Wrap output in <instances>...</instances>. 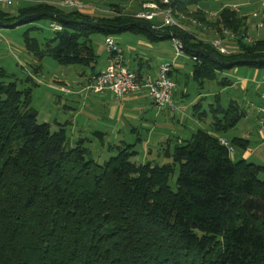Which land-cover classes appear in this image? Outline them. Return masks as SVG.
Here are the masks:
<instances>
[{
  "label": "trees",
  "instance_id": "1",
  "mask_svg": "<svg viewBox=\"0 0 264 264\" xmlns=\"http://www.w3.org/2000/svg\"><path fill=\"white\" fill-rule=\"evenodd\" d=\"M204 1L157 0L172 7L177 18L209 24L202 9L191 12ZM117 12L96 16L42 2L20 8L11 25L51 18L61 29L50 30L54 37L47 39V53L38 54L27 33L26 50L39 62L49 55L60 65L86 67L90 79L99 73L93 35L122 32L151 41L180 39L183 53L193 60L195 81H213L217 72L236 66L264 69V38L246 41L247 18L229 6L215 21L235 37H228L226 54L177 27L156 29L153 21ZM6 14L0 8V25L6 24ZM245 113L234 100L198 111L199 119L212 116V128L175 144L170 163H137L135 145L128 143L109 144L110 156L99 163L85 146L87 139L71 145L66 125L52 129L38 121L31 89L22 92L15 82L0 85V264H264V179L259 178L264 165L232 159L218 141Z\"/></svg>",
  "mask_w": 264,
  "mask_h": 264
},
{
  "label": "crops",
  "instance_id": "2",
  "mask_svg": "<svg viewBox=\"0 0 264 264\" xmlns=\"http://www.w3.org/2000/svg\"><path fill=\"white\" fill-rule=\"evenodd\" d=\"M23 3L24 6H20V8H25L27 6L42 2L23 0ZM246 5H248V2L246 3ZM225 6L227 5L221 6L220 10ZM228 6L231 8L236 7L235 9H238V14L247 18L248 35L252 34L253 36H255V32H257L258 37H255L260 38L259 29L256 28L257 25H255L252 33L250 32L251 29H249L253 23L252 17L258 14L254 11L251 13L249 11L242 13V11L238 8V6H236V4H233V6ZM0 8L4 10V7ZM125 8H128L127 5ZM262 9L264 10V7ZM204 12L207 13V16H209L210 13H216L207 11ZM157 18L156 24H160L159 19ZM209 21L211 23H214L210 19ZM212 29H214L215 31V27L211 25V28L208 29L207 34L210 37L216 34V32L214 33ZM189 30L191 31H188V33L192 34L194 32V34H196L194 36L197 37L205 34L203 28L195 26L194 24L192 26L190 25ZM197 31L202 32L199 33ZM130 34L133 35V37H131L130 39L132 40L131 42L127 41L129 39H123L118 42L114 38L115 42L121 47L123 51L125 63L141 78H145L147 75L155 77L157 75L158 66L162 62L171 61L173 57L174 46L172 39L167 38L164 40L151 41L145 36L134 33ZM198 38L202 39L201 37ZM166 41H168V43H166ZM230 41L231 40L227 38V44ZM109 63V54L106 55L104 59H100L99 56L96 72L103 71ZM192 63L193 60L187 54L182 53L172 64V76L177 83V87L173 93V99L179 106V108L174 112L168 109L158 108L150 98L147 88H142L140 91L131 93L122 98H116L109 91L100 93L93 92L88 88L90 70H88V68L86 67H83L85 70L79 71V73H77L78 77H76V79L78 80H76V83L79 89L71 91V86H69L68 83H66L63 79L65 75L64 72L63 74H61L62 79L57 80L56 83H53V87L56 90L59 88L60 91L65 92V94H74L82 101H76L74 107L66 106L65 109H67V111H69L70 113L69 118L63 122L54 121L56 128L52 126V129H58V125H66L65 131L70 142L74 141L73 138L76 137L77 141L81 139H87L86 141H89L90 143L97 142L102 146L103 149L107 148L109 144L122 145L123 143L134 144V148L136 149L137 144H142L144 147H146L147 142L149 141V132L151 131V127L153 125V120L150 115H152L153 112L155 118L161 119L162 121L163 119L169 117L172 119V121L176 120L178 121V123L184 121L185 123L189 117L198 119V111L200 113H202L203 110L208 111L209 106L216 101H218L220 104L225 105L229 103V101L234 100L240 105L243 110H245L244 108H249L251 106L253 108L254 119L257 121V125L255 127V134L257 135V137L253 138V140L252 137L249 138L246 136L233 137L240 139L236 144H234V157L237 151L239 159H244L246 161H250V159H253L254 161H259L256 163H264V138L262 132L259 130L258 125L261 114L257 112L256 108V106H260L263 104L262 97L264 95V87L261 84V80L264 77V69L251 68L248 66H236L232 71L217 72V78L213 81H195L192 77ZM262 71L263 73L259 74ZM38 72H40V70L37 71V74H39ZM221 80L225 81L222 85L220 84ZM236 87L241 92H243V96H246L245 98H240V100L237 96H235L236 98H234L230 97L229 94L224 93L225 90L229 92L231 88ZM88 90L92 91L94 97H90L85 94V92ZM88 98H99V104L92 100L89 108L98 110L100 112V122H93V119H89V121L91 120L92 122H88L86 124L80 121L79 124L76 121L79 109H86L87 105L85 104L84 100ZM218 98L220 100H218ZM198 103H200L201 106H198V111H196L194 106ZM205 107H207V109H205ZM204 120L208 121L209 123V127L205 129H210L212 116L208 114V118ZM95 132L102 133L101 138L96 137L94 135ZM225 133H222L219 136L231 142L233 138H226ZM183 141H185V138L183 136H177L172 140L167 137L166 140L165 138H163L162 141L160 140L159 144L161 146L163 144H167V142H170L172 150L175 144L181 143ZM252 144H254V146H252ZM147 152H149L148 149ZM253 160L250 162H253ZM263 163L260 164L264 165Z\"/></svg>",
  "mask_w": 264,
  "mask_h": 264
},
{
  "label": "rangeland",
  "instance_id": "3",
  "mask_svg": "<svg viewBox=\"0 0 264 264\" xmlns=\"http://www.w3.org/2000/svg\"><path fill=\"white\" fill-rule=\"evenodd\" d=\"M21 1L16 0V2L13 5L4 8L7 14L5 15L6 17L3 18L6 24L0 25L2 26L0 33V68L5 71V73L8 75L9 78L7 79L3 78L0 72V85L6 87L10 82H15L17 88L22 92H28L31 89V106L38 113V121L48 122L51 124V127L54 126V128H56L54 121L63 122L67 120L70 116L69 111H67L65 107L66 106L74 107L76 101L78 100L82 101V100H80L74 94H65V92L60 91L59 88L56 90L53 87V83H56L57 80H61L62 79L61 74L65 72L63 79L66 83H68L69 86H71L70 90L71 91L78 90L79 87L77 86L76 83L77 82L76 80H78L76 79V77H78L77 73L85 69L83 68V66H79V65H69V66L60 65L54 58H52L49 55L42 56L41 61L39 62L31 53H29L26 50L25 40H24L26 33L28 35L27 37L37 44L36 50L38 51V54L47 53L46 52L47 39L53 38L54 34L49 29V24L52 20L49 17L42 18L34 23H27L16 27L11 25L19 17L20 6H24L23 0ZM32 1L47 2L53 4V6L57 7V9H64V10L70 9V8L62 7L59 4L61 0H32ZM247 2L248 5H246ZM88 4L96 7L99 10L95 12L96 16L112 15L113 13H115V11H119L117 12V15L125 18L128 17L130 20H135L136 19L134 17L135 13L141 9L155 8L157 11H161L163 9V7L159 4V2H157V0H89ZM233 4H236V6H238V8L242 11V13L247 11L251 13L254 11L258 14L254 16L255 18L252 17L253 23L249 29H251L250 32L252 33L255 25H257L256 28L259 29L260 38H264V24L263 22H261L262 14H263L262 8L264 7V5L262 4L261 0H205L203 4L199 5L200 8H198V6L191 7V12H195L199 9H202L207 12L217 13L216 16L208 18L212 20L214 23L211 22H209V24L200 23V25H198V27L203 28L205 32L204 35L198 37H201L209 44L210 41H212L215 38H223L224 39L223 44L226 45L227 43L226 38L228 37H226V35L223 34L224 30L221 29V27L215 25V21L217 15L220 12L221 6L223 5L233 6ZM126 5L128 7L127 9L125 8ZM186 17L192 18L189 16ZM187 18L183 19V21L184 20L187 21V23L183 22V24L185 25L184 27L185 29H181L184 30V32L191 31L189 30V28L190 25L191 26L193 25V23L188 21ZM157 19H159V22L161 21L160 17H158ZM152 25L156 29L162 28L161 23L156 24V19L153 20ZM194 25L197 26V24ZM211 25L216 28L215 31L214 29H212L214 33L216 32V34L212 37L207 35L208 29L211 28ZM130 33L131 32H122L119 34H114L112 37L115 38L116 41L118 42H120L123 39L126 40L129 39L127 41L131 42L132 40L130 39L131 37H133V35ZM189 35H196V34H194L193 32L192 34ZM257 35H258L257 32H255L256 37H258ZM255 36L250 34V37L253 39L256 38ZM166 43H168V41H166ZM92 45L95 53L100 56V59H104L106 55H108L107 46L105 44V35L94 34L92 37ZM241 69H245V68H241ZM38 70H40V72H38L39 74H37ZM232 70L233 68H231L229 71ZM262 73L263 71L260 72L259 74ZM88 82H90L89 79ZM224 93L229 94L230 97H234V98H236L235 96H237L238 99L246 97L243 96V92H241L237 87L231 88L229 92L225 90ZM85 94L90 97H94V94L90 90L86 91ZM92 100L99 104V98L85 99L84 101L87 107L85 110L79 109L78 117L76 119V121L79 124L80 121L87 124L88 122H92L91 121L92 119L93 122L95 121L98 123L100 122L101 119L100 112L98 110H93L89 108ZM262 105H264V102ZM257 107L258 106H256V108ZM205 109H207V107H205ZM244 109L246 110L245 115L242 116V118L239 120V122L235 127L229 129L225 133L226 138L232 139L234 136H246L249 138L252 137L253 140V138L257 137V135L255 134V127L257 125V121L254 119L253 116V108L250 106L249 108H244ZM212 112H214V110ZM216 112L220 115V113L222 112L221 107H219ZM150 117L153 120V125L151 127V131L149 132V141L147 142L146 147H144L142 144H137L136 150L138 152V155L133 157L132 159L137 163H144L147 161H150L152 164H158V165L170 163L172 160L168 158V155L171 152V144L170 142H167V144H163L160 146L159 144L160 140L162 141L163 138H165L166 140L167 137L172 140L173 138L175 139L177 136H183L186 140L189 139L192 133L195 132L196 130L200 128L202 129L209 127L208 121L199 118L195 119L189 117L185 123L184 121L178 123V121L176 120L172 121V119L169 117L163 119V121L161 119H157L154 116V112L152 115H150ZM89 119L91 120L89 121ZM211 128L212 127L210 126V129ZM73 140L74 141H71V145L75 144L77 138L74 137ZM85 146L91 151V154L99 163H102L111 154L107 151V148L103 149L102 146L97 142L85 143ZM252 146H254V144H252ZM147 149L149 152H147ZM110 152H113L112 154H114L115 151H110ZM232 159L234 160L239 159L237 151L235 157L234 154L232 155ZM252 160L253 159H250V161ZM253 162L256 163L259 161L253 160ZM177 174H178V170L176 168L175 173L170 179V186L172 188H175ZM259 178L264 179V173H261L259 175Z\"/></svg>",
  "mask_w": 264,
  "mask_h": 264
},
{
  "label": "built area",
  "instance_id": "4",
  "mask_svg": "<svg viewBox=\"0 0 264 264\" xmlns=\"http://www.w3.org/2000/svg\"><path fill=\"white\" fill-rule=\"evenodd\" d=\"M15 2L16 0H0V7H8L13 5ZM164 2L166 3L167 0H164ZM261 2L264 5V0H261ZM59 4L62 7L70 9L91 11L93 13L99 11L96 7L88 4V2H85L84 0H61ZM176 15L177 12L172 7L168 6L163 7L161 11H157L155 8L141 9L135 13L134 17L138 20L145 21H153L157 17H160L162 27H177L179 29H184L185 26L183 25L182 20L187 17L181 15L180 18H177ZM213 16H216V13H210L208 17ZM187 19L193 24L200 25V22L194 18ZM49 29L52 31H58L61 29V26L52 21L49 24ZM224 34L226 37L235 38L228 30H224ZM223 41V38H215L210 41V44L214 49L222 54L229 53L230 50L228 49V46L223 44ZM246 41L252 42L253 40L248 37ZM172 42L174 46V53L171 61L162 62L158 66L157 75L155 77L147 75L145 78H141L125 63L123 51L115 42L114 38L112 36H107L105 38V44L107 46L108 54L112 55V59L103 71H100L98 74L91 77L88 88L96 93L109 91L116 98H122L131 93L138 92L142 88H147L150 98L157 105V107L161 109H168L173 112L176 111L179 106L173 99V93L177 87V83L170 75V72L172 64L183 53V43L180 39L175 37L172 38ZM261 84L264 87V77L261 80ZM262 98L264 102V95ZM257 112L261 114L258 125L264 138V105L258 106ZM218 141L221 145L226 147L229 154L232 156L234 153V146L222 137H219Z\"/></svg>",
  "mask_w": 264,
  "mask_h": 264
},
{
  "label": "water",
  "instance_id": "5",
  "mask_svg": "<svg viewBox=\"0 0 264 264\" xmlns=\"http://www.w3.org/2000/svg\"><path fill=\"white\" fill-rule=\"evenodd\" d=\"M202 53H205V54H208V52H206V51H201Z\"/></svg>",
  "mask_w": 264,
  "mask_h": 264
}]
</instances>
